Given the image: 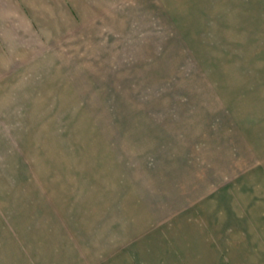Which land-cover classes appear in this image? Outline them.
<instances>
[{
  "label": "rangeland",
  "instance_id": "obj_1",
  "mask_svg": "<svg viewBox=\"0 0 264 264\" xmlns=\"http://www.w3.org/2000/svg\"><path fill=\"white\" fill-rule=\"evenodd\" d=\"M117 3L0 111V264H101L205 194L264 262V0Z\"/></svg>",
  "mask_w": 264,
  "mask_h": 264
},
{
  "label": "crops",
  "instance_id": "obj_2",
  "mask_svg": "<svg viewBox=\"0 0 264 264\" xmlns=\"http://www.w3.org/2000/svg\"><path fill=\"white\" fill-rule=\"evenodd\" d=\"M117 2L118 0H0V97L8 98L2 101L4 105L0 104V111L6 110L10 98L29 95L31 86L34 87L39 80L30 82L35 80L34 76L38 74L40 66L45 65L47 57L70 48L73 41L84 39L89 31H94L105 22V18L111 15V10L119 4ZM203 196V199L196 202L197 205L187 206L181 216L177 213L176 217H171L174 219L171 220L172 223L165 224L167 227L147 228L150 233L142 236L133 232L131 235L139 239H136L138 243H116L117 250L105 252L100 263L239 264L236 253L233 252L232 258V251L237 252L240 238L237 235L233 238L226 233L233 234L231 229L234 233L239 230H242V235L246 233L243 213L237 215L241 216L240 224L235 223L233 217L232 220L225 217L226 220L220 223L221 214L230 208L226 206L222 210L223 204L218 202L217 196L213 197L212 203L205 202L211 197H206V194ZM191 207L195 209L190 210ZM192 215H199L198 219L195 221ZM196 223L202 228L195 227L192 233L191 224ZM217 226H222L223 233L227 235L222 240L223 243L220 242L218 232H207L209 228L216 230ZM220 230L221 228L218 231Z\"/></svg>",
  "mask_w": 264,
  "mask_h": 264
}]
</instances>
